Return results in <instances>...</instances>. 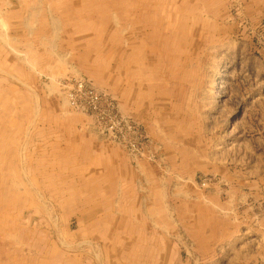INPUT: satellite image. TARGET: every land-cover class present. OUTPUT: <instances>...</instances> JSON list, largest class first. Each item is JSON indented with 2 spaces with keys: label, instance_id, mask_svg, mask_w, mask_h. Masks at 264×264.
I'll list each match as a JSON object with an SVG mask.
<instances>
[{
  "label": "rangeland",
  "instance_id": "374dc122",
  "mask_svg": "<svg viewBox=\"0 0 264 264\" xmlns=\"http://www.w3.org/2000/svg\"><path fill=\"white\" fill-rule=\"evenodd\" d=\"M60 2L64 65L16 74L39 121L6 137L32 158L0 193V264H185L142 216L158 187L224 204L239 264H264V0Z\"/></svg>",
  "mask_w": 264,
  "mask_h": 264
},
{
  "label": "crops",
  "instance_id": "0c3cea01",
  "mask_svg": "<svg viewBox=\"0 0 264 264\" xmlns=\"http://www.w3.org/2000/svg\"><path fill=\"white\" fill-rule=\"evenodd\" d=\"M57 5L50 0H26L25 3L13 7L0 3V17L4 16L5 24L11 21L8 27L13 31L9 32V37L13 39L10 52L15 57L13 61H8L11 65L20 61L16 59L15 53L16 45L19 46L21 42L25 51L23 52L25 65H28L30 69L33 70L36 62L44 63V67L53 72L56 71V64L64 65L65 55L59 52L57 41L68 35V27L64 26L63 18L54 9L58 8ZM22 13L27 16H21ZM22 20L24 26L17 29ZM56 54L61 57L59 63L54 58ZM1 60H5L3 56ZM53 60L56 64L49 63ZM11 75L14 80L20 79L14 72H11ZM38 99L36 98V103L40 102ZM29 100L32 104L31 97ZM157 191L142 199L144 210L142 216L147 217V220L151 222L152 232L164 233L168 240V247L177 246L188 250L190 260H186L185 264L188 262L195 264L250 263L247 261L249 256L246 259L242 252L237 253L238 247L248 248L249 245L248 242L242 243L235 237L232 213L224 204L219 205L204 200L203 196L202 198L189 197V194L176 196L175 192H171V198L170 194L166 197L162 187H158ZM145 224L148 225L147 222ZM145 224L139 223L138 228ZM158 239L159 237L154 240ZM156 245L153 247H157ZM189 249H193V253Z\"/></svg>",
  "mask_w": 264,
  "mask_h": 264
},
{
  "label": "bare ground",
  "instance_id": "6f19581e",
  "mask_svg": "<svg viewBox=\"0 0 264 264\" xmlns=\"http://www.w3.org/2000/svg\"><path fill=\"white\" fill-rule=\"evenodd\" d=\"M25 1L26 0H1L0 3L8 7H13L14 5H21L25 3ZM50 1H52V3L55 4L61 3L60 0H50ZM11 12L16 13L15 11H11ZM9 14L6 16L7 18L9 17ZM3 21H4V16L0 17V88L2 87L0 89V142L3 140V142L0 143V151H1L0 152V157H1L0 158V174H1L0 188L2 189L0 193L5 191L6 189L9 192L15 193V191H20L24 193L26 189H22L20 185L23 183L24 187L27 188L28 180H26V182L24 180L23 181L19 180L20 177L17 169L19 168L18 165L21 162H28L29 156L32 158V155L29 153L30 151V148L28 147L29 143L25 141L24 144H20L24 152L26 153L23 155V158H19L16 149V148L20 149L19 145H17V143H15L14 140H11V137L8 138L6 137L11 135L14 136V132L16 131L18 136L26 137L25 134L23 133L24 131H26L27 123L29 125L35 123L36 118L39 121V117L37 115L39 109H37L36 111V109L33 107V105L29 100L30 94L27 89L28 86H26L20 79L14 80V78L11 77L12 76L11 72H14L15 74L20 73L22 66L26 64L25 58L23 57L24 54L23 52L25 51L24 48H22L23 42H21L20 44L19 42H17L19 46L16 45L17 47H16L15 55H16V59L17 60L19 59L20 61L17 62V64H12V65L10 64V62H8L7 57L8 55L11 54L10 45H12V41H13V39L9 37L10 35L9 32H13V31L10 30L9 27L5 28L7 25ZM23 26L24 24L22 20L19 26L17 27V29H20ZM51 47L53 48L52 44ZM2 56L5 59L3 61L1 60ZM21 85L26 87L21 88ZM34 115H37V117H34ZM13 146H15V148H13ZM5 148L7 149V151H13L14 156L12 159L4 157L2 155V152L4 151ZM51 148L53 149L54 152L56 151L55 148L53 147ZM41 150L43 151V148H41ZM23 168H27V166ZM4 169H9L10 171L9 176H4L2 174V170ZM27 176L28 174H25V178H29ZM18 188L19 190H17ZM68 191L70 192V194L67 196L73 198L74 197V194L72 193L73 188H71ZM16 196L17 195H12V197H16ZM15 218L18 217H14V219ZM59 231L61 232L62 230L59 228ZM9 233H10L9 231L6 232V238L11 237V233L10 234Z\"/></svg>",
  "mask_w": 264,
  "mask_h": 264
},
{
  "label": "built area",
  "instance_id": "2783aa9c",
  "mask_svg": "<svg viewBox=\"0 0 264 264\" xmlns=\"http://www.w3.org/2000/svg\"><path fill=\"white\" fill-rule=\"evenodd\" d=\"M84 85L82 83H73L72 84V92L71 95L73 97V106H75L76 108L78 107V105H80L81 103H83L84 105H86V91H84ZM96 95H94L95 97ZM96 105V99L95 100H91V106H95ZM114 106V105H113ZM113 132V131H111ZM114 133V132H113ZM117 133V131H116ZM120 134V131H119ZM118 136V135H117ZM120 137V136H119Z\"/></svg>",
  "mask_w": 264,
  "mask_h": 264
}]
</instances>
